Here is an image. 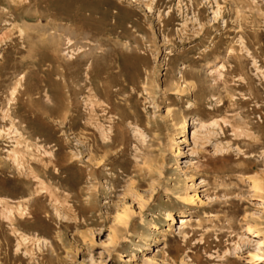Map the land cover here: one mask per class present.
Returning a JSON list of instances; mask_svg holds the SVG:
<instances>
[{
    "label": "rangeland",
    "instance_id": "rangeland-1",
    "mask_svg": "<svg viewBox=\"0 0 264 264\" xmlns=\"http://www.w3.org/2000/svg\"><path fill=\"white\" fill-rule=\"evenodd\" d=\"M0 264H264V0H0Z\"/></svg>",
    "mask_w": 264,
    "mask_h": 264
},
{
    "label": "bare ground",
    "instance_id": "bare-ground-1",
    "mask_svg": "<svg viewBox=\"0 0 264 264\" xmlns=\"http://www.w3.org/2000/svg\"><path fill=\"white\" fill-rule=\"evenodd\" d=\"M53 89H55V88H53ZM191 123H192L191 125H196L195 124L196 122L194 120H192ZM189 131H190V129H189L188 123H184L182 125V134H188ZM182 202L185 203V204H193L194 201L192 200V198H186V199L182 200ZM168 218L170 219V222H169L170 223V226H172V219H171V217L169 215H168ZM187 218H188L187 216H184V217H181V218H178L177 219L178 228H180L181 230H183V229H186L188 227V220H187Z\"/></svg>",
    "mask_w": 264,
    "mask_h": 264
}]
</instances>
